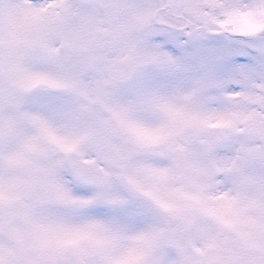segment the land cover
<instances>
[{
    "label": "snow or ice",
    "instance_id": "6c2138e0",
    "mask_svg": "<svg viewBox=\"0 0 264 264\" xmlns=\"http://www.w3.org/2000/svg\"><path fill=\"white\" fill-rule=\"evenodd\" d=\"M0 264H264V0H0Z\"/></svg>",
    "mask_w": 264,
    "mask_h": 264
}]
</instances>
